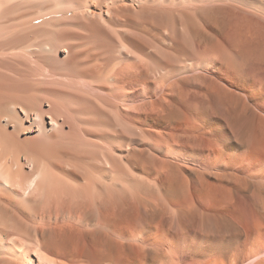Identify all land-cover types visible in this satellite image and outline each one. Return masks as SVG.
<instances>
[{
    "label": "bare ground",
    "instance_id": "obj_1",
    "mask_svg": "<svg viewBox=\"0 0 264 264\" xmlns=\"http://www.w3.org/2000/svg\"><path fill=\"white\" fill-rule=\"evenodd\" d=\"M172 1L0 0V264H264V187L197 215L185 184L125 176L110 98L145 25L178 14L236 84L264 74V0Z\"/></svg>",
    "mask_w": 264,
    "mask_h": 264
},
{
    "label": "rangeland",
    "instance_id": "obj_2",
    "mask_svg": "<svg viewBox=\"0 0 264 264\" xmlns=\"http://www.w3.org/2000/svg\"><path fill=\"white\" fill-rule=\"evenodd\" d=\"M172 2L179 8L189 0ZM238 22H231L228 38ZM179 23L176 14L166 34L152 25L139 31L135 52L141 62L136 57L131 65H122L123 80L110 100L117 102L122 117L118 132L124 153L135 152L134 161L126 156L123 160L125 176L161 186L162 196L169 182L185 184L189 191L181 210L189 211L192 204L197 215L213 214L233 198L241 203L256 198L257 187H264V74L253 72L246 85L236 84L217 65L215 50L198 44ZM134 70L140 77L132 80ZM208 185L215 197L211 201L198 193ZM129 207L132 214L139 213L135 203Z\"/></svg>",
    "mask_w": 264,
    "mask_h": 264
},
{
    "label": "snow or ice",
    "instance_id": "obj_3",
    "mask_svg": "<svg viewBox=\"0 0 264 264\" xmlns=\"http://www.w3.org/2000/svg\"><path fill=\"white\" fill-rule=\"evenodd\" d=\"M176 151H180L179 149H177Z\"/></svg>",
    "mask_w": 264,
    "mask_h": 264
}]
</instances>
